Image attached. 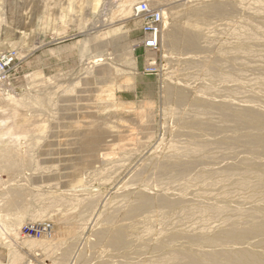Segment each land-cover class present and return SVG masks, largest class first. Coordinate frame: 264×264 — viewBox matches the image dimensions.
<instances>
[{
  "label": "rangeland",
  "instance_id": "rangeland-1",
  "mask_svg": "<svg viewBox=\"0 0 264 264\" xmlns=\"http://www.w3.org/2000/svg\"><path fill=\"white\" fill-rule=\"evenodd\" d=\"M105 1L107 3L105 2L103 10L93 14L90 0L85 3L83 0H7L5 21L0 24V99H6L9 95L16 100L30 99L40 92L38 96L44 104L43 108L31 105L29 108L21 109V113L36 122V126L46 125L45 133L36 146L30 143L27 147L26 145L20 147L22 150L30 151L32 156L30 164L32 170L27 172V177L32 184L28 187V191L31 194L30 204L33 214H38L40 210L51 206L52 202L48 200V196L44 200L39 198L40 195L48 192L56 191L59 194L69 195L72 193L69 191L76 187L77 191L73 193L76 195L68 198L84 201L88 196L89 199L93 196L92 199H98L92 212L86 215L85 219H88L82 221L85 227L81 226L84 225L81 223V218H78L80 221L75 220V222L79 221L77 224L80 226L73 222L83 229L79 230L81 235L78 233L80 237L76 241L75 253L66 264H80L76 261L80 260L81 254L88 262L100 256L107 257L110 254L109 248L103 245L94 247L97 243L95 233L103 227H110L112 222L108 225L102 219L99 220V217L105 212L116 209L121 199H133L135 189L138 191L151 186L154 194L160 192L161 188L157 187L161 185L160 181L159 183L157 179L154 181L155 178L152 176L147 174L145 178L148 183L142 182L143 185L138 180L134 182L131 177L133 172L143 169L144 163L149 162L155 154L167 153L171 145H182L176 143L171 136L176 128L178 112L189 108L193 97L202 95L224 97L230 95L224 90L225 87L229 89L232 85L249 84L248 82L259 74L257 70L264 62L256 57L257 63L260 61L257 64L254 60L255 56L252 59L250 56L244 61L253 60L254 64L249 62V70L244 72V75L233 77L234 81L231 83L223 81L224 74L226 76L231 74L228 62L232 55L239 54L235 51L238 42L243 37L245 39L250 31L255 33L254 26L258 20L252 15L263 13L262 6L256 3L258 0H218L227 1L233 7L237 5L239 11L233 15L231 12L221 18L212 19L197 30L201 34L199 51L188 50L182 44L171 46L164 43L162 26H160L158 49H153L154 51L145 49V31L151 29L148 26L157 13L179 11L198 0H154L156 4L153 6H149L148 0H139L140 6L146 5L149 13L142 16L135 13L127 20L114 23L109 21L111 6L117 5L120 0ZM187 19L183 15L169 16V25L177 24L183 27L186 26ZM118 29L121 31L117 35L112 34L98 39L99 41L93 40L99 35L113 33ZM89 40L91 42L86 46V41ZM98 53H103L104 61L95 65L92 58H96L95 55ZM91 67L95 69L93 73L89 72ZM216 71L223 76H216ZM177 86L185 89V93L189 91L186 94L190 99L183 107L177 103ZM252 87L259 88L257 85ZM245 98L241 96L242 101L240 97L236 101L240 104L247 100ZM257 104L264 107L262 101ZM7 116L6 108L5 112H0V118L7 120ZM93 128H100L102 135L91 143L95 149L91 154L86 147L81 146L87 144L83 142L81 132ZM4 138L7 140V136L1 139ZM105 153L109 156L104 155ZM38 167L42 168V171H36ZM7 177L6 173H0V181L8 180ZM80 177L84 180L82 186L74 184V181ZM216 181L215 178L206 180L207 183ZM206 182H191L193 187L189 183L191 186L188 184L181 190L177 187L178 192L186 196H194L197 193L204 196L206 189L209 194L207 192V196L205 194L204 197L211 202L221 201L223 199L221 187H209ZM200 187L204 189L203 192L200 191ZM185 189L189 190L185 191ZM78 191L83 195H79ZM131 191L133 194H130ZM127 192L129 194H126ZM231 196L229 200L237 201L238 194ZM60 206H51L47 210L49 217L52 216L51 219L54 215V218H57L65 211L72 212L74 207ZM173 213L166 218L169 223L161 218H159L161 221H158L157 213L150 216L143 215V218L141 216L131 221L129 225L133 231L128 228L131 230L128 231L130 238L147 241L151 237L158 239L163 231L180 229L188 231L189 228L199 230L198 228L205 226L212 228L217 226L216 223L214 226L211 223L215 221L202 224L180 210ZM117 216L122 221V215L118 213ZM28 219L26 218L20 226V236H11L3 242H12L14 246L12 245L11 249L0 245L2 264H11V254L9 255L8 250L18 251L20 246H24L22 241L28 236L34 239L40 238L42 230H45L47 224L52 223L51 219L50 221L31 220L30 217ZM115 221H113L115 224L118 222L120 224V219L117 217ZM132 222L134 225L131 224ZM114 223L113 227L119 225ZM64 232H61L62 237L67 234ZM69 235L71 238V234ZM31 254L28 253L25 264L29 262L54 264V258L57 257L55 254H52L54 257H49L48 254L43 253V255L41 252ZM38 255L41 257L38 258ZM107 263L117 264L111 260Z\"/></svg>",
  "mask_w": 264,
  "mask_h": 264
},
{
  "label": "bare ground",
  "instance_id": "bare-ground-1",
  "mask_svg": "<svg viewBox=\"0 0 264 264\" xmlns=\"http://www.w3.org/2000/svg\"><path fill=\"white\" fill-rule=\"evenodd\" d=\"M6 1L1 0L0 2V24L5 21ZM87 1L83 0V3ZM138 1L120 0L117 5L111 6L109 21L114 23L127 20L132 15H135L137 11L145 14L146 11L143 12ZM105 2V0H90L89 4L93 14L101 12L102 8L105 7ZM148 2L149 6L156 4L154 0H148ZM194 3L179 11L157 13L160 18V26H162L164 31H162L165 38L164 43L171 46L182 44L188 50L199 51L201 48V34L197 30L212 19L221 18L231 14V12H233V15L239 11L237 5L233 4L235 6L233 7L227 1L198 0ZM256 3L262 6L261 10L263 13L251 14L258 20V23L254 26L256 28L254 30L255 33H250V31L245 39L243 37L238 42L235 51L239 54L232 55L230 62H228L232 75L228 74L226 76L224 74L223 77L225 79L223 81L226 83L234 81L233 77L244 75V72L249 70L251 62L252 65L254 64L253 60L245 62L244 59L250 56L252 59L255 56L254 60L257 57L264 61V0H258ZM231 7L233 8L232 10ZM146 8L149 10L147 6ZM176 15H183L188 18L186 26L169 25V16L175 17ZM160 26L159 34L155 37L158 47L160 42L159 35H161ZM120 31L118 29L113 33H104L93 40L112 34L117 35ZM90 42L91 40L86 41L85 45H89ZM108 42L107 44L111 43ZM99 48H102L101 45ZM90 49L88 50L90 51ZM145 49L154 51L149 47H145ZM244 56L245 58H243ZM95 57L92 58L95 61V65L103 63V53H98ZM262 63L263 65L260 64L261 67L257 70L259 74L249 81V84L232 85L229 89L225 87L224 90L230 95L224 97L204 95L193 97L189 108L178 109L181 112H178L176 116V128L175 130L173 129V135L171 134V136L176 143L182 145H171L167 153L153 154L154 156H150L151 159L147 162L148 164L144 163L143 168L140 163L143 169L136 170L137 172H133L131 177L134 182L138 180L142 184V182L148 183L146 176H152L155 178L154 181L156 179L158 183L160 181L159 184L162 187L157 183L159 185L157 187L161 188L160 192L154 194L151 186L141 187L142 189L138 191L135 189V191L133 190V199H121L116 209L114 208L104 214L101 212L103 215L100 213L102 216L99 217V220L102 219L108 225L112 223L110 227H103V229L96 231L97 243L94 244V247L103 245L105 248H109L110 254L108 252L109 255L107 254V257L100 256V258H96L95 255L96 259L88 262L80 253V260L76 262L80 264H109L107 262L111 260L117 264H264V107L257 104L260 101L264 102V62ZM93 67L89 69L90 73L95 70ZM215 75L223 76L217 71ZM252 85H257L259 88L253 89ZM179 87L177 86V103L183 107L190 99L186 94L189 91L187 90L188 92L185 93V89ZM38 95H34L30 99L16 100L11 95L6 99H0V112H5L6 108L8 112L7 120L0 118V173L4 172L8 175V180L1 179L0 181V245L9 249H11L12 245L14 246L12 242H3L11 236L21 235L20 226L26 218L30 217V219L32 218L31 220L35 219L36 221H44V219L50 221L49 219L52 216L49 217L47 210L51 206H74L72 212L71 210L65 211L64 214L59 215L57 218H54V215L51 219L52 223L47 224L48 226L45 230H42L40 238L34 239L28 236L22 241L24 246H20L18 251L16 249L8 250L9 255L11 254V264H25L24 261L28 253L31 254V252H33L32 254L37 252L46 253L49 257L55 254L57 257L54 258V264H66V261L68 262V259L75 253L76 241L81 235L79 230L81 231L82 227L80 228V225L77 224L80 221L78 218L82 219L81 223L87 220L88 218L85 219L86 215L92 212L98 199H92L93 196L90 199L89 196L88 198L86 197L87 199L84 201L78 200V198H68L69 196L73 198L76 195L73 194L77 191L76 187H71L72 190L69 192L72 193L69 195L59 194V192H54L53 190L50 193L47 191L48 193L40 195L41 197L39 198L44 200L48 196V200L52 202L51 206L48 208L44 207L45 209L40 210L38 214H33L30 204L31 194L28 191V187L32 184L27 177V172L32 170L30 169L32 156L30 151L22 150L20 147L22 145L27 147L30 143L32 146H36L45 133L46 125L36 126V122L24 116L21 113V109L29 108L31 105H37L38 108L39 106H44ZM241 96L246 97L245 99L247 100L243 102L245 104H239V101H236L239 97L241 99ZM4 107L6 108L4 109ZM31 109L33 108L31 107ZM81 134L83 142L87 143L81 146L86 147L92 154L95 149L91 143L95 138L102 135V130L93 128L83 131ZM4 136H7V140L5 138L1 139ZM104 155L107 156L108 154L105 153ZM39 167L36 168V171L42 169H39ZM45 168L47 169V167ZM213 178L217 179V181L206 182V180ZM82 181L84 180L80 177L74 181V184L81 185ZM197 181L206 182L207 186L213 188L220 186L223 192V199L215 202L209 201V199L204 197L205 194L207 196L208 191L206 189L204 191L201 187L200 191L205 192L204 196L199 193L192 194L194 196H186L178 192L179 189L181 190L189 183ZM154 186L153 188H155ZM193 186L192 184L191 187ZM198 186L200 185L198 184ZM188 190L185 189V191ZM79 191L77 193H80ZM131 192L130 194H133ZM187 193L191 195L190 192ZM126 194H129V192ZM236 194H238L237 201L229 200L232 197L231 195ZM123 196L126 197V195ZM81 198L84 199L85 196ZM177 210L196 218L202 224L215 221L211 223L213 226L216 223L217 226H214V228L205 226L198 228L199 230L189 228L188 231L181 229L179 231L172 230L170 232L160 229L163 232L160 233L158 239H152L153 237H151L147 241L141 238L134 240L130 238L128 231H133V228H130L129 225L131 221H135L141 216L143 218V215L149 214L150 216V214L157 213L158 221H161L159 220L161 218L162 220L165 219L166 223H169L166 218H168L170 213L174 214L173 212ZM118 213L122 215V221L117 216ZM116 217L120 219V224L119 222L117 224L113 222ZM76 219L79 221L75 222ZM150 219L152 220L151 217ZM73 222L79 226H76ZM113 223L114 225H119L113 227ZM131 224L134 225L133 222ZM81 226L85 227V224ZM128 228L131 230H128ZM62 231L67 233L63 236L64 239L61 234ZM78 233H80L79 237ZM69 234H71V238H69ZM67 238L69 240H66ZM40 255H38V258L41 257ZM0 264L2 263L0 262ZM28 264L32 263L29 262Z\"/></svg>",
  "mask_w": 264,
  "mask_h": 264
},
{
  "label": "built area",
  "instance_id": "built-area-1",
  "mask_svg": "<svg viewBox=\"0 0 264 264\" xmlns=\"http://www.w3.org/2000/svg\"><path fill=\"white\" fill-rule=\"evenodd\" d=\"M141 9L144 11H146L145 14L149 13L150 11L147 10L146 8V5H143V7H141ZM137 13L139 15H145L141 12H138ZM136 13V14H137ZM153 21L149 24L148 27H150L151 29H149L148 31H145V34H146V47H149L150 49H157L158 47V42H157V39L155 37L158 36L159 34V26H160V18H159V15L156 14L153 19Z\"/></svg>",
  "mask_w": 264,
  "mask_h": 264
}]
</instances>
